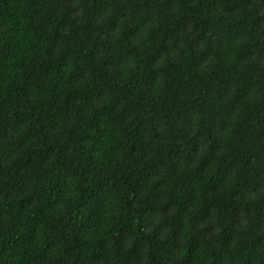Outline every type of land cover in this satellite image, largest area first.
I'll return each mask as SVG.
<instances>
[{
	"label": "trees",
	"instance_id": "trees-1",
	"mask_svg": "<svg viewBox=\"0 0 264 264\" xmlns=\"http://www.w3.org/2000/svg\"><path fill=\"white\" fill-rule=\"evenodd\" d=\"M0 264H264V0H0Z\"/></svg>",
	"mask_w": 264,
	"mask_h": 264
}]
</instances>
